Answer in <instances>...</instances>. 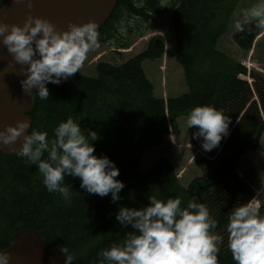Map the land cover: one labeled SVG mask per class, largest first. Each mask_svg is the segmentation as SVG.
I'll use <instances>...</instances> for the list:
<instances>
[{"label":"trees","instance_id":"obj_1","mask_svg":"<svg viewBox=\"0 0 264 264\" xmlns=\"http://www.w3.org/2000/svg\"><path fill=\"white\" fill-rule=\"evenodd\" d=\"M243 1L120 0L99 31L47 62L28 146L0 151V250L30 229L68 264H264V207L250 208L255 193L236 173L264 137V75L219 50ZM167 13L185 94L156 97L143 69L163 58L160 38L120 66L98 63L97 78L81 73L77 58L90 46L130 48L123 22L142 36ZM263 32L254 20L233 39L248 53ZM185 117L215 120L201 174L185 188L165 158L141 173L145 152Z\"/></svg>","mask_w":264,"mask_h":264},{"label":"water","instance_id":"obj_2","mask_svg":"<svg viewBox=\"0 0 264 264\" xmlns=\"http://www.w3.org/2000/svg\"><path fill=\"white\" fill-rule=\"evenodd\" d=\"M120 0H4L0 8V151L11 157L29 144L33 93L44 67L85 42L110 19ZM0 264H68L64 252L45 247L26 229L0 251Z\"/></svg>","mask_w":264,"mask_h":264},{"label":"rangeland","instance_id":"obj_3","mask_svg":"<svg viewBox=\"0 0 264 264\" xmlns=\"http://www.w3.org/2000/svg\"><path fill=\"white\" fill-rule=\"evenodd\" d=\"M258 20L264 27V0H244L235 13L225 36L219 43V50L240 61L248 71L256 70L264 75V35L255 43V48L248 53L242 52L235 44L233 36L238 27L247 22ZM137 21L131 19L129 22ZM128 23L119 28L120 38L130 43V48L120 50L116 43L90 46L77 61L82 74L88 78H97L96 65L101 62L120 66L130 58L144 52L153 38L162 39L165 53L162 59L143 64V69L155 87V95L165 100L178 98L187 92L183 72L175 59V40L172 14L155 17L142 36L128 35ZM248 81H251L249 77ZM179 130L170 131L161 145L148 149L142 157L140 172L145 174L156 162L165 158L176 168L181 184H189L201 174L197 160L207 157L211 150L215 120L212 118H181ZM238 177L255 192L251 207H264V137L260 149L248 152L238 163Z\"/></svg>","mask_w":264,"mask_h":264},{"label":"bare ground","instance_id":"obj_4","mask_svg":"<svg viewBox=\"0 0 264 264\" xmlns=\"http://www.w3.org/2000/svg\"><path fill=\"white\" fill-rule=\"evenodd\" d=\"M32 128V127H31ZM37 232V231H36ZM39 233V232H38ZM40 234V233H39ZM10 240V239H9ZM179 253V252H178ZM65 254V253H64ZM179 254H177L176 256H178ZM175 256V257H176ZM67 258V257H66ZM174 258V257H173ZM173 258L170 260V261H168V262H163V263H161V264H168V263H170L172 260H173ZM67 263H68V260H67Z\"/></svg>","mask_w":264,"mask_h":264}]
</instances>
